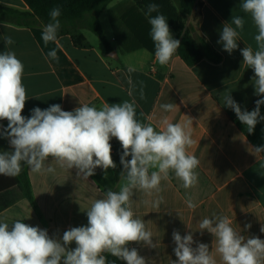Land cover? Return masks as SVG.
<instances>
[{
  "label": "crops",
  "instance_id": "obj_1",
  "mask_svg": "<svg viewBox=\"0 0 264 264\" xmlns=\"http://www.w3.org/2000/svg\"><path fill=\"white\" fill-rule=\"evenodd\" d=\"M198 2L200 6L185 18V24L194 25L221 56L217 64L203 59L187 66L176 52L168 65L161 66L155 59L149 25L135 0H112L99 15L110 51H105L99 39L87 30L58 35L56 42L45 44L43 26H17L0 21V53L14 51L24 65L22 81L28 99L23 116L30 117L35 107L44 110L53 104L73 111L83 104L99 109L104 103L134 100L137 119L151 123L157 131L165 117L171 123L192 121V137L196 143L188 151L200 160L196 169L198 184L185 189L170 172L169 179L161 181L162 191L158 195L163 197V203L159 208L151 204L157 194L149 196L142 190H134L132 210L136 218L144 220L146 229L153 234V243L157 244L155 248L137 242L129 244L146 259V264H172L177 259L174 230L181 236L191 232L194 241L208 244L214 252L212 234L199 231V222L205 217L211 218L213 213L227 215L234 229L245 238L264 239L260 231L264 226V153L255 151L236 127L235 112L221 101L222 94L231 91L242 109L254 106L258 98L252 83L254 71L243 64L240 50L249 45L256 48L257 29L250 16L241 11L242 0ZM0 5L28 11L22 0H0ZM233 15L244 16L246 22L239 47L229 54L218 41L224 22H230ZM170 31L173 38L180 40ZM77 34L84 37L81 46L72 42V36ZM6 36L14 41L7 47ZM53 50L55 59L49 56ZM130 67L134 71L129 72ZM166 103L176 105L175 109L165 112L161 105ZM7 125V120H0V131ZM110 143L117 165L113 171L118 174L115 184L118 191L123 179L120 164L123 149L115 138ZM4 151L12 149L8 140L0 136V152ZM45 164H51L55 173L38 174L24 167L35 207L16 177L0 175V221L11 224L21 219L22 223L45 229L50 237L59 239L64 231L87 225V209L94 200L103 198L105 191L93 176L86 180L77 175L76 169L60 168L51 159ZM188 197L197 205L195 209L188 208ZM247 224L251 228L245 229ZM69 247L74 248L75 243Z\"/></svg>",
  "mask_w": 264,
  "mask_h": 264
},
{
  "label": "clouds",
  "instance_id": "obj_2",
  "mask_svg": "<svg viewBox=\"0 0 264 264\" xmlns=\"http://www.w3.org/2000/svg\"><path fill=\"white\" fill-rule=\"evenodd\" d=\"M240 9L250 16L257 29L256 48L249 45L240 51L243 64L254 71V94L261 98L255 101L251 111L242 109L231 91H225L221 101L252 133L256 125L264 121V115H261L264 105V0H242ZM61 14L59 7L50 11L49 22L42 31L45 44L58 40ZM145 15L151 26L155 59L161 66H166L180 48V40L173 38L158 4L149 3ZM245 22L241 15H233L230 22H224L218 41L223 51L231 54L239 47ZM4 41L6 47L14 43L10 36ZM49 56L55 59L56 52L51 51ZM128 71L134 69L130 67ZM23 75L24 65L14 51L0 53V120L8 121L0 136L8 140L12 149L0 152V175L16 177L24 165L33 173L54 174L56 169L45 164L51 159L60 168L76 169L77 175L86 180L97 168H102L107 176V170L117 166L110 143L115 138L123 149L120 155L123 179L118 191L109 188L103 198L91 203L86 211V226L72 227L59 239L50 237L45 229L22 223L21 219L11 224L0 221V264H109L105 254L124 264H146L138 250L129 247L132 242L157 247L144 220L136 218L132 210L134 190H142L149 196L157 194L151 204L153 208H159L163 203V197L158 195L162 191L161 181L168 180L170 172L185 189L198 184L196 169L200 160L188 151L196 143L192 137V121L171 123L165 117L157 131L151 123L137 119L134 100L111 105L104 103L99 109L83 104L73 111L62 110L61 105L53 104L44 110L35 107L31 116L25 117L22 111L28 96ZM175 107L172 103L161 105L165 112H171ZM254 149L264 153V146ZM186 203L189 209L197 207L191 197ZM232 223L227 215L215 213L199 222L201 234L207 230L214 237V252L209 250L208 244L194 241L191 232L181 236L174 230L172 238L177 259L172 264H264V239L245 238ZM248 228H251L250 224L245 225V229ZM260 231L264 233V226ZM73 242L75 247L70 248Z\"/></svg>",
  "mask_w": 264,
  "mask_h": 264
},
{
  "label": "trees",
  "instance_id": "obj_3",
  "mask_svg": "<svg viewBox=\"0 0 264 264\" xmlns=\"http://www.w3.org/2000/svg\"><path fill=\"white\" fill-rule=\"evenodd\" d=\"M28 7V11L22 12L13 8L0 5V21L11 23L17 26H45L49 22V13L55 8L61 9V28L58 35L65 33L87 30L99 39L105 51H110L108 42L102 32L99 24V15L105 10L112 0H22ZM137 8L141 9L142 18L148 23V17L145 15L147 5L156 3L159 5V12L167 18L170 30L180 37V48L177 50L178 56L187 66H192L205 59L211 63H219L221 56L211 47L206 39L200 35L195 26L185 24V18L193 10L200 6L198 0H135ZM152 15H156L153 13ZM196 16H194L195 18ZM149 28L151 27L148 23ZM73 44L81 46L84 43V37L81 34L72 36ZM258 97L257 99H260ZM254 106L249 109L251 111ZM261 115H264V105L261 106ZM236 127L249 139L253 146H264V121H260L254 131L249 133L247 127L242 124L238 118L234 120ZM24 166L21 173L16 176L17 181L23 188V191L29 202L35 207L31 194L30 186L25 175ZM104 170L96 172L93 175L97 185L105 192L111 188L114 191L118 180L117 172L113 169L107 170V176ZM107 260L115 261V264H124L123 261L105 254Z\"/></svg>",
  "mask_w": 264,
  "mask_h": 264
}]
</instances>
